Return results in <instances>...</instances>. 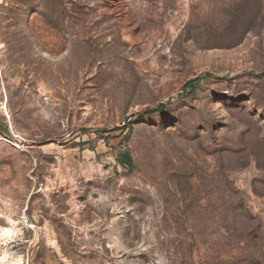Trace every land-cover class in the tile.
Listing matches in <instances>:
<instances>
[{
	"label": "rangeland",
	"instance_id": "1",
	"mask_svg": "<svg viewBox=\"0 0 264 264\" xmlns=\"http://www.w3.org/2000/svg\"><path fill=\"white\" fill-rule=\"evenodd\" d=\"M2 229L0 264H264V0H0Z\"/></svg>",
	"mask_w": 264,
	"mask_h": 264
},
{
	"label": "trees",
	"instance_id": "2",
	"mask_svg": "<svg viewBox=\"0 0 264 264\" xmlns=\"http://www.w3.org/2000/svg\"><path fill=\"white\" fill-rule=\"evenodd\" d=\"M118 162L124 167H127L129 169L133 168V162L129 154L123 153L118 157Z\"/></svg>",
	"mask_w": 264,
	"mask_h": 264
},
{
	"label": "bare ground",
	"instance_id": "3",
	"mask_svg": "<svg viewBox=\"0 0 264 264\" xmlns=\"http://www.w3.org/2000/svg\"><path fill=\"white\" fill-rule=\"evenodd\" d=\"M11 233H12V232H11L9 229H2V230L0 231V239H2L1 241H3L4 238L10 236Z\"/></svg>",
	"mask_w": 264,
	"mask_h": 264
}]
</instances>
